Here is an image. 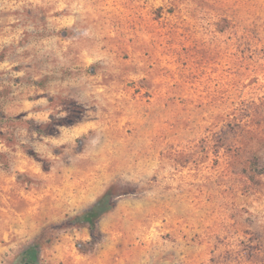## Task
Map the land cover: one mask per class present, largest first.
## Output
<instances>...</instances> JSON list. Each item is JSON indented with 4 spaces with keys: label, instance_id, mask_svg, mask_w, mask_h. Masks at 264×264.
Instances as JSON below:
<instances>
[{
    "label": "rangeland",
    "instance_id": "1",
    "mask_svg": "<svg viewBox=\"0 0 264 264\" xmlns=\"http://www.w3.org/2000/svg\"><path fill=\"white\" fill-rule=\"evenodd\" d=\"M2 169L0 264H264V0H0Z\"/></svg>",
    "mask_w": 264,
    "mask_h": 264
},
{
    "label": "crops",
    "instance_id": "2",
    "mask_svg": "<svg viewBox=\"0 0 264 264\" xmlns=\"http://www.w3.org/2000/svg\"><path fill=\"white\" fill-rule=\"evenodd\" d=\"M45 74H50V72L45 71ZM51 82V81H50ZM49 82V86L46 90L44 89H38L37 96L34 99L28 100L25 98H21L18 95H16L14 98H11L12 104L14 105L11 109V116H17L21 115L24 119H30L32 118L35 122L39 123L40 125L47 124L53 117H60L67 118L69 115V112L67 110V101H71L72 99L70 93L66 91V88L63 92H60L59 90H55L51 83ZM66 84L63 83V85ZM54 85V84H52ZM48 93V94H46ZM61 95V105L60 107L57 104V98L56 95ZM53 96V98H52ZM94 121L95 119H88L85 122L82 121L81 123L75 125V126H67L62 125L58 128V133L56 135H39L38 141L35 143L37 146V151L40 154V158H50L52 159H58L59 157L56 156L54 153L58 152V150H62L63 152H66L69 149V146L72 145L71 142L74 141L77 137L80 135H83L87 133L90 129L94 128ZM38 144V145H37ZM2 146V145H1ZM6 147H4V150ZM53 154V155H52ZM33 171L40 176H44V173L40 166L33 169ZM4 170L2 169L0 172V179L1 181H7L8 179L5 178L3 175ZM3 185V182H0V186ZM7 184L3 187H6ZM96 204V203H95ZM94 205V204H93Z\"/></svg>",
    "mask_w": 264,
    "mask_h": 264
},
{
    "label": "trees",
    "instance_id": "3",
    "mask_svg": "<svg viewBox=\"0 0 264 264\" xmlns=\"http://www.w3.org/2000/svg\"><path fill=\"white\" fill-rule=\"evenodd\" d=\"M101 205H103L102 197L96 202V204L89 210L84 212L83 214L79 215L78 221L82 224H88L92 231L95 230V220L99 219L100 217V210ZM38 246L33 245L26 249L23 254L22 258L25 264H37L38 262Z\"/></svg>",
    "mask_w": 264,
    "mask_h": 264
}]
</instances>
